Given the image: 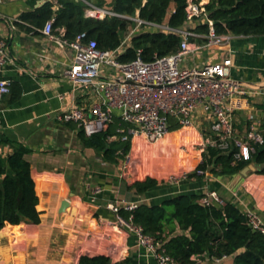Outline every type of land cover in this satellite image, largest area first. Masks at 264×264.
I'll return each instance as SVG.
<instances>
[{
  "label": "crops",
  "instance_id": "obj_1",
  "mask_svg": "<svg viewBox=\"0 0 264 264\" xmlns=\"http://www.w3.org/2000/svg\"><path fill=\"white\" fill-rule=\"evenodd\" d=\"M46 1L0 0V38L6 43L0 80L20 89L17 97L10 90L0 99V155L10 153L14 143L29 149L25 158L31 165L40 213L38 223L6 224L0 229V264H77L84 254L105 255L114 262L129 257L132 264H157L132 234L117 225L110 206L157 203L179 193L213 190L225 201L237 198L247 203L264 219V175L256 173L255 165L246 174L210 172L208 177L177 184L157 179V187L140 194L131 187L134 180L121 173V159L117 163L104 160L81 144L75 124L56 120L59 111L71 105L88 107L101 96L96 87H75L62 73L71 63V49L60 47L41 28L22 19L24 12ZM228 54L233 58L230 75L245 82L249 92L248 105L235 115V125L242 130L248 122L263 117L264 35L235 36L228 45L204 48L196 53V64L218 62ZM210 124L206 119L200 127L171 130L160 141H175L177 132L178 144L189 133L190 141L196 136L201 139L202 130L207 132ZM141 139L134 136L130 140ZM197 159L186 170L197 167L200 155ZM64 199L69 204L60 212ZM196 264L216 263L205 257ZM222 264H232V258L223 259Z\"/></svg>",
  "mask_w": 264,
  "mask_h": 264
},
{
  "label": "trees",
  "instance_id": "obj_2",
  "mask_svg": "<svg viewBox=\"0 0 264 264\" xmlns=\"http://www.w3.org/2000/svg\"><path fill=\"white\" fill-rule=\"evenodd\" d=\"M93 1L125 17H87L82 0H47L40 7L24 12L21 17L36 28H42L47 20L54 17L53 29L56 34L64 29L62 37L73 40L79 33H85L86 39H94L99 49H119L118 60L121 62L133 60L138 50H141L146 61H151L174 53L179 48V35L156 29L139 30L130 35L124 47L121 45L136 24L132 19L136 14L144 21L166 23L173 28L185 27L187 0ZM205 8L217 33L264 35V0H206ZM194 30L205 34L208 26L196 23ZM190 40L205 43L201 37H192ZM10 90L14 98L20 93L19 87L15 85ZM127 128L126 122L114 117L102 131L86 135L80 130L79 138L84 147L93 148L110 163H117L131 148V140H121V133L117 131L123 129L125 132ZM178 128V125L172 123L171 130ZM260 128L264 136V108ZM174 135L175 141L161 144L155 151H146L147 171L166 174L179 169L183 161L187 162L181 147L189 146L192 134L185 135V140L180 144L177 143L181 138L179 133ZM113 136L115 138H111ZM28 152L25 145L14 143L10 153L0 155V229L6 224L38 223L40 220L31 165L25 158ZM233 152L207 147L197 167L208 169L212 174L232 176L253 163L256 173L264 175V141L254 144V152L248 160L233 161ZM157 185V179L146 177L134 181L131 187L144 194ZM202 196V193L197 192L179 193L157 203H140L133 210L121 207L118 213L126 220L131 219L146 234L161 242L165 252L178 264H196L201 258L223 256L231 257L232 264H264V234L248 225L243 210L232 200L223 205L216 202L204 204L200 201ZM77 264L132 262L129 257L114 262L105 255L84 254L79 257Z\"/></svg>",
  "mask_w": 264,
  "mask_h": 264
},
{
  "label": "built area",
  "instance_id": "obj_3",
  "mask_svg": "<svg viewBox=\"0 0 264 264\" xmlns=\"http://www.w3.org/2000/svg\"><path fill=\"white\" fill-rule=\"evenodd\" d=\"M82 1L85 3L84 13L87 17H125L110 7L97 5L93 0ZM205 2L206 0H187V24L183 28L144 21L137 14L132 17L136 24L124 38L121 47L125 46L131 34L139 30L156 29L181 37L176 52L151 61H146L141 50H138L133 60L121 62L118 60L119 49H99L94 39H86L85 33L67 40L62 37L64 29H60L58 34L54 32V17L47 20L41 28L42 33L60 47H67L73 52L71 63L63 69L64 76L75 87H96L101 96L99 102L94 101L88 107L71 105L59 111L55 116L56 120L74 123L78 129L90 135L104 130L114 117H118L128 124L125 132L123 129L117 130L121 133V140L142 136L146 141L154 143L171 131L172 123L179 127H200L202 121L207 119L211 123L210 128L207 132L202 130L198 143L201 154L207 147H214L222 152L234 151L233 161L250 159L254 144L262 143L264 136L260 120L248 122L242 130L235 125L236 112L248 105L249 92L245 88V82L230 75L232 56L228 54L218 62L196 64L198 51L228 45L235 37L231 33L216 32L213 21L208 17ZM196 23L207 24V33L196 32ZM192 37L204 38L205 43L192 41ZM5 47V41L0 38V64L5 59ZM9 92L10 83L0 80V99ZM129 155L126 154V163L131 159ZM210 174L208 169L195 167L179 174L171 173L165 180L177 184L185 179L208 177ZM200 201L220 205L226 202L213 190L206 191ZM232 201L243 210L248 225L264 234V219L258 211L247 203H240L237 198ZM138 205L136 202L127 203L124 208L133 210ZM110 208L117 225L132 234L137 244L150 253L157 264H178L165 252L161 242L146 234L131 219L122 218L118 213V206L111 205ZM225 258L227 256L212 257L211 260L222 264Z\"/></svg>",
  "mask_w": 264,
  "mask_h": 264
},
{
  "label": "rangeland",
  "instance_id": "obj_4",
  "mask_svg": "<svg viewBox=\"0 0 264 264\" xmlns=\"http://www.w3.org/2000/svg\"><path fill=\"white\" fill-rule=\"evenodd\" d=\"M163 141L164 139L162 141L159 140L157 142L152 143V142L146 141L143 138L140 141H134L133 143H131V148H130V151L128 152L130 154L129 159L130 158L131 159L129 160L128 163H126L125 161L127 158L126 155H125L126 157L124 156L121 159V167H120L121 173H123V175L129 180H134V181L143 180L146 177H152L155 179L165 180V178L171 173L179 174L180 172L186 169H189L188 167L191 168V165H193L196 162V159L199 157V155L202 156V154L199 152V149H200L199 146L196 145V142L200 141V138L196 136V138L193 141H190L189 143L190 150L187 151L186 150L187 147L182 145L181 149L184 150V153H185L184 156L186 157L185 159L187 160V162L183 161L184 164L182 163L181 164L182 166L179 167V169L174 170V171H169L166 174L164 173L160 175L147 171L146 170V166H147L146 151L148 150L150 151L152 149H154V151L157 150L158 146L163 144L162 143ZM240 173H238L237 175H239Z\"/></svg>",
  "mask_w": 264,
  "mask_h": 264
},
{
  "label": "water",
  "instance_id": "obj_5",
  "mask_svg": "<svg viewBox=\"0 0 264 264\" xmlns=\"http://www.w3.org/2000/svg\"><path fill=\"white\" fill-rule=\"evenodd\" d=\"M249 169H254V164L251 163L250 165L246 166L245 168L242 169L241 173L242 174H246V172L249 170ZM69 204V201L67 199H64L62 202H61V206H60V212L64 211L65 208L68 206Z\"/></svg>",
  "mask_w": 264,
  "mask_h": 264
},
{
  "label": "bare ground",
  "instance_id": "obj_6",
  "mask_svg": "<svg viewBox=\"0 0 264 264\" xmlns=\"http://www.w3.org/2000/svg\"><path fill=\"white\" fill-rule=\"evenodd\" d=\"M183 146H186L188 150H190V147L188 145H183Z\"/></svg>",
  "mask_w": 264,
  "mask_h": 264
}]
</instances>
